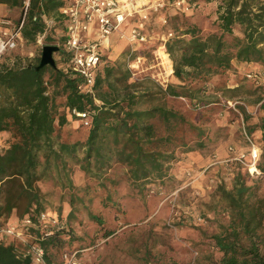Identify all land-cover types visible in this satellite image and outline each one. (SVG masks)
<instances>
[{
	"label": "trees",
	"instance_id": "16d2710c",
	"mask_svg": "<svg viewBox=\"0 0 264 264\" xmlns=\"http://www.w3.org/2000/svg\"><path fill=\"white\" fill-rule=\"evenodd\" d=\"M24 1L0 0L20 7L17 18H3L13 19L16 28L24 19L22 40L40 49L34 57L16 55L12 62L7 53L0 62V133H9L0 142V228L12 219L19 224L36 219L47 210L43 180L71 189L66 219L57 215L55 223L24 228L28 242L43 246L49 262H55V249H78L71 224L84 209L103 225L104 236L112 234L101 215L89 209L88 194H101L105 207H117V190L106 178L117 164L126 167L127 183L142 194L157 188L171 193L186 180L179 167L189 153L208 152L210 160L222 159L224 149L218 141L229 138L230 132L216 135L211 128L219 114L223 124L227 122V107L213 100L218 94L234 101L257 95L261 115L251 117L243 105L237 106L252 119L246 135L259 132L264 144V0H185L190 6L214 3V19L209 30L193 23L166 40L176 82L132 80L128 63L103 53L92 91L80 87L83 79L72 67L73 52L66 49L68 17L61 11L65 2L30 0L25 10ZM176 1L168 0L172 5ZM45 44L60 47L54 53L56 67L37 68ZM216 79L227 85H216ZM84 118L91 123L84 138L68 140L63 131ZM261 149L257 168L264 177V145ZM234 157H225L232 166L242 167L232 188L217 186L231 214L229 223L211 236L217 250L212 264H264V196L247 184L243 174H249L248 167ZM76 168L87 177L83 194L74 192ZM27 250L28 243L0 236V264H28Z\"/></svg>",
	"mask_w": 264,
	"mask_h": 264
},
{
	"label": "rangeland",
	"instance_id": "374dc122",
	"mask_svg": "<svg viewBox=\"0 0 264 264\" xmlns=\"http://www.w3.org/2000/svg\"><path fill=\"white\" fill-rule=\"evenodd\" d=\"M175 6V4L172 5L169 11H166L169 6H165V11L162 10L161 13L150 12L145 8L146 6L140 9L141 13H149V18L144 21V23L150 21L147 41L124 45L119 57L114 60L128 63L133 70L132 80L150 77L164 85L172 82L173 71L161 58L159 47L162 41L157 37L168 36L170 32L174 35L178 29H185L193 23L206 30L213 28L214 3L201 2L198 5H191L189 10ZM19 14L20 7H17L11 15L17 18ZM134 18L138 21V14H135ZM155 18L158 19L155 20ZM110 50L103 49L102 52L110 58L112 52ZM39 52L40 49L36 45H28L20 40L18 46L8 53L12 62L16 55L34 57ZM140 56L141 62L133 68L131 65L137 63V58ZM111 57H114V53ZM253 70L259 71L256 66ZM261 82L264 83V76ZM215 84L227 85L222 79H216ZM231 84L236 85V83ZM256 98L257 95L234 101L227 100L220 94L213 98L220 101L217 104L225 105L228 111L225 124L221 121L223 114H219L211 126L216 135L226 133L229 129L230 137L218 141V145L221 144L220 149L224 148L223 158L216 161L210 160L208 152H196L191 158L188 154L189 158L181 164L184 167L182 172L185 171L186 180L178 190L168 193L157 188L142 194L137 188L127 183L128 174L124 165L117 164L111 169L106 174V178L110 188L115 187L117 190V193L113 194L117 207H105L102 201L103 196L94 192L88 194L92 200L87 203L94 214L101 215L104 226L112 230V234L104 236L103 225L92 220L85 209L72 219L71 225L76 234L74 244L81 249L80 264H212L217 250L213 246L211 236L220 232L222 226L229 223L231 214L227 202L219 196L217 186L223 185L231 189L234 184V175L242 169L237 163L232 166L234 162H227L225 157L232 158L234 157L232 155L239 151L247 153L249 148L245 135L247 126L252 124V119L247 120L237 105H243L251 117L261 115L262 111L256 103ZM223 127L226 129L224 132ZM63 132L68 140L83 139L87 127L81 119H78L72 121ZM250 137L261 149L264 144L259 140V132L250 134ZM230 152L234 153L230 154ZM76 169L77 173L73 176L76 187L74 192L83 194L88 184L87 177L83 172H79L78 168ZM246 171L249 174L244 173L243 176L247 184L255 187L257 195L264 196V177L260 173H252L249 168ZM41 185L48 201L45 212L54 217L59 215L66 219L71 209L68 200L71 189L62 188L53 179L43 180ZM76 204L80 205V202L77 201ZM24 239L26 241L24 243L30 241L27 237ZM53 251H51L53 259L59 263L63 249Z\"/></svg>",
	"mask_w": 264,
	"mask_h": 264
},
{
	"label": "built area",
	"instance_id": "2783aa9c",
	"mask_svg": "<svg viewBox=\"0 0 264 264\" xmlns=\"http://www.w3.org/2000/svg\"><path fill=\"white\" fill-rule=\"evenodd\" d=\"M63 1L65 6L61 8V11L68 17L66 49L73 52L71 57L72 67L83 79L80 87L92 91L98 68L103 63L102 43L115 31L120 32V37L127 38L130 42L147 41V35L142 31L141 24L149 18V13H141L140 9L143 7L136 3L131 4L132 2L130 3L129 0ZM24 4V9L27 10L30 0H25ZM175 5L183 10H189L191 7L185 0H178ZM135 14L139 16L138 23L126 33L122 28L128 19L133 18ZM23 22L24 19H22L19 27L16 28V22L13 19L2 18L0 20V62L22 40L20 27ZM93 24L97 26L99 37L91 39L87 37V33ZM172 35L173 33L170 32L168 38ZM41 37H39V41H41ZM161 50L167 53L163 47H161ZM141 60L142 57H138L137 63L131 66L134 68ZM78 115L85 116L82 113H78ZM83 123L85 126H90L91 124L90 120L86 118H84ZM247 139L250 143V152H239L234 159L242 162L252 173L259 174L260 170L257 168V163L260 159L261 149L250 136H247ZM56 221V217L47 212H41L36 219L26 218L20 225L9 224L0 228V236H8L26 242L24 239L25 227L45 225ZM80 250H63L60 257L61 261L52 263L47 260L43 246L38 242H29L27 253L31 255V261L28 264H80Z\"/></svg>",
	"mask_w": 264,
	"mask_h": 264
},
{
	"label": "crops",
	"instance_id": "0c3cea01",
	"mask_svg": "<svg viewBox=\"0 0 264 264\" xmlns=\"http://www.w3.org/2000/svg\"><path fill=\"white\" fill-rule=\"evenodd\" d=\"M129 1H132V3H137V0H129ZM146 1H147V3H146ZM145 2H143V3H141V7H144V6H146L145 8L146 9H149L150 10V12H157V13H161L162 12V10H164V8H165V6H169L168 8H166V11H169V9H170V7H172V4L171 3H169V2H167V0H146ZM176 8H180V7H178V6H175ZM16 8V7H15ZM14 7H11V6H9L8 4H6V3H0V20L3 18V17H6V16H12L11 14H12V11L15 9ZM144 8V9H145ZM165 11V10H164ZM164 13V12H163ZM162 13V14H163ZM9 14V15H8ZM136 18H129L128 19V21H127V23L124 25V27L122 28V30H125L126 31V33H128L129 31H130V29L134 26V25H136L137 23H138V21H136L135 20ZM158 18H155V20H157ZM154 20V19H153ZM164 21H165V19H164ZM148 25H150V21L148 22V23H144L143 22V24H142V31L147 35V37H148V35H149V33H148ZM87 37L88 38H91V39H94V38H96V37H99V35H98V31H97V26H96V24H93L92 25V27H91V29H90V31L87 33ZM156 38V37H155ZM159 40H161L162 41V45L159 47V48H161V47H163L164 49H166L165 48V43H166V40L168 39V36H166V35H162L161 37H157ZM135 42H137V41H135ZM126 44H131V45H133V44H136V43H134V42H130L127 38H121L120 37V32H118V31H115V32H113L103 43H102V50L103 49H108V50H110V48H111V50H110V52H111V55L114 53V57H111V55H110V58L112 59V60H115L116 58H118L119 57V55H120V53L122 52V48H123V46L124 45H126ZM141 50H146V49H144V48H141ZM153 51V50H152ZM153 52H155V51H153ZM141 57V56H140ZM161 58H163L164 59V61H165V63H166V65L168 64V67H169V69L171 70V71H173V69H172V62H171V60L169 59V57H168V54L167 53H165V52H163L162 50H161ZM171 81L172 82H176V77L173 75L172 76V78H171ZM163 84V83H162ZM164 85V84H163ZM9 136V133L7 132V131H2L1 133H0V142L1 141H4L5 140V138L6 137H8ZM224 149V148H223ZM196 152L197 151H195V152H192V153H189L190 154V158L192 157V156H194V154H196ZM200 153V152H199ZM189 158V157H188ZM204 161V160H203ZM202 161V162H203ZM182 168H184V167H182V165L179 167V169H180V173H182ZM40 185H41V183H40ZM42 186V185H41ZM42 189H43V187H41ZM120 194V193H119ZM121 194H123V193H121ZM17 221H16V219H12L9 223H16Z\"/></svg>",
	"mask_w": 264,
	"mask_h": 264
},
{
	"label": "water",
	"instance_id": "95a60500",
	"mask_svg": "<svg viewBox=\"0 0 264 264\" xmlns=\"http://www.w3.org/2000/svg\"><path fill=\"white\" fill-rule=\"evenodd\" d=\"M60 49L59 45L56 44H45L42 48L40 64L37 68H41L46 65L56 67V59L54 53Z\"/></svg>",
	"mask_w": 264,
	"mask_h": 264
},
{
	"label": "bare ground",
	"instance_id": "6f19581e",
	"mask_svg": "<svg viewBox=\"0 0 264 264\" xmlns=\"http://www.w3.org/2000/svg\"><path fill=\"white\" fill-rule=\"evenodd\" d=\"M124 1H126V0H124ZM146 0H137V5H141V3H143V2H145ZM146 3H147V1H146Z\"/></svg>",
	"mask_w": 264,
	"mask_h": 264
}]
</instances>
